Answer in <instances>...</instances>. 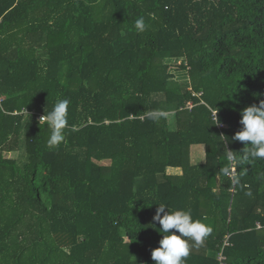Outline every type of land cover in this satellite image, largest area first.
<instances>
[{
  "label": "trees",
  "instance_id": "1",
  "mask_svg": "<svg viewBox=\"0 0 264 264\" xmlns=\"http://www.w3.org/2000/svg\"><path fill=\"white\" fill-rule=\"evenodd\" d=\"M0 96V264H154L158 204L212 229L185 264L226 236V264H264V159L232 139L264 99V0H0ZM61 99L49 148L22 110Z\"/></svg>",
  "mask_w": 264,
  "mask_h": 264
},
{
  "label": "clouds",
  "instance_id": "2",
  "mask_svg": "<svg viewBox=\"0 0 264 264\" xmlns=\"http://www.w3.org/2000/svg\"><path fill=\"white\" fill-rule=\"evenodd\" d=\"M135 28L139 32L145 30V21L142 16L135 21ZM68 106L69 100L61 99L44 116L48 127L51 129L47 141L49 148L60 145L65 139L63 130L68 126ZM215 120L216 123H219L216 113ZM239 123L242 125V129L236 132L232 139L247 142L246 147L248 149L247 152L240 155V160L264 159V99L259 100L258 104L243 108L240 111ZM225 151L232 159H236L235 152L227 149ZM235 182L238 183L239 181L236 180ZM247 194L251 195V193ZM152 219L158 222L160 227L157 231L162 234L159 246L151 251V259L154 264H185L191 250L189 240L198 247L212 231L211 227L202 221L194 220L190 211H169L165 204H158ZM170 230H175V232H170Z\"/></svg>",
  "mask_w": 264,
  "mask_h": 264
},
{
  "label": "rangeland",
  "instance_id": "3",
  "mask_svg": "<svg viewBox=\"0 0 264 264\" xmlns=\"http://www.w3.org/2000/svg\"><path fill=\"white\" fill-rule=\"evenodd\" d=\"M184 72L180 71V75L178 76V78L180 79V81L185 79V76L183 74ZM183 74V75H182ZM11 157L13 158H18V160L21 162L25 159V155L23 151H16V152H12L9 154ZM198 158V159H196ZM199 158H204V149H203V145L199 146H192L191 147V151H190V159L191 161H199ZM228 264H232V263H228Z\"/></svg>",
  "mask_w": 264,
  "mask_h": 264
},
{
  "label": "built area",
  "instance_id": "4",
  "mask_svg": "<svg viewBox=\"0 0 264 264\" xmlns=\"http://www.w3.org/2000/svg\"><path fill=\"white\" fill-rule=\"evenodd\" d=\"M0 98H1V96H0ZM1 100V99H0ZM22 112H24V113H29V114H36L37 115V117L41 120V121H44L45 119H44V115H42V114H39V113H35V111H29V110H27V109H23L22 110ZM230 170H231V172H230V175H231V177L234 175V172H235V169H234V167L231 165V167H230ZM260 227V225L257 223V228H259ZM225 245H228V236H226L225 238H224V240H223V243H222V245H221V247H220V249H219V251L217 252V254H216V260H217V264H226V257H225V255H224V253H223V249H224V246Z\"/></svg>",
  "mask_w": 264,
  "mask_h": 264
}]
</instances>
